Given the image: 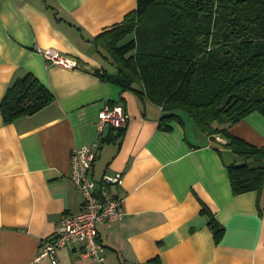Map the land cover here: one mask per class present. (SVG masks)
Here are the masks:
<instances>
[{
    "label": "crops",
    "instance_id": "obj_1",
    "mask_svg": "<svg viewBox=\"0 0 264 264\" xmlns=\"http://www.w3.org/2000/svg\"><path fill=\"white\" fill-rule=\"evenodd\" d=\"M137 0H0V102L12 82L32 72L54 94L37 113L4 123L0 113V264H52L40 257L64 212L82 195L70 179V152L97 139L105 104L120 103L125 132L108 130L93 176L121 172L125 217L99 223L104 264H264V186L235 195L226 164L242 161L220 135L191 120L158 126L161 107L101 81L91 71L115 69L93 38L120 22ZM54 49L76 61L65 67L42 55ZM137 87H139L137 85ZM264 145V116L248 114L228 129ZM206 206L225 227L215 243ZM57 264H89L80 246L58 250ZM158 258L157 262L153 259Z\"/></svg>",
    "mask_w": 264,
    "mask_h": 264
},
{
    "label": "trees",
    "instance_id": "obj_2",
    "mask_svg": "<svg viewBox=\"0 0 264 264\" xmlns=\"http://www.w3.org/2000/svg\"><path fill=\"white\" fill-rule=\"evenodd\" d=\"M92 41L115 69H92L95 76L160 106L161 130L183 123L184 113L201 132L220 134L225 147L242 158L226 164L233 194H260L264 145L228 129L252 112L264 116V0H137L120 22ZM54 99L38 77L26 72L6 90L0 113L9 124ZM124 132L119 129L118 135ZM202 213L219 243L225 227L206 206Z\"/></svg>",
    "mask_w": 264,
    "mask_h": 264
},
{
    "label": "built area",
    "instance_id": "obj_3",
    "mask_svg": "<svg viewBox=\"0 0 264 264\" xmlns=\"http://www.w3.org/2000/svg\"><path fill=\"white\" fill-rule=\"evenodd\" d=\"M42 55L65 67L76 66V61L60 55L54 49H45ZM129 116L120 103L105 104L96 120L97 139L87 145L76 147L70 152V179L82 195V207L78 212H64L59 228L53 236L43 241L40 257H48L57 264V252L66 246H80L90 259L89 264H104L105 246L99 232V223H111L125 217L124 196L110 191L123 186V174H104L100 180L93 176L94 162L108 130H119L128 124Z\"/></svg>",
    "mask_w": 264,
    "mask_h": 264
},
{
    "label": "rangeland",
    "instance_id": "obj_4",
    "mask_svg": "<svg viewBox=\"0 0 264 264\" xmlns=\"http://www.w3.org/2000/svg\"><path fill=\"white\" fill-rule=\"evenodd\" d=\"M182 116H183V119H186L187 121L191 120V122H193L192 119L188 115L182 113Z\"/></svg>",
    "mask_w": 264,
    "mask_h": 264
}]
</instances>
